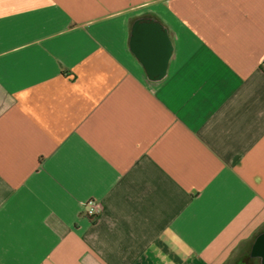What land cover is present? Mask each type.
Segmentation results:
<instances>
[{"label": "crops", "instance_id": "1", "mask_svg": "<svg viewBox=\"0 0 264 264\" xmlns=\"http://www.w3.org/2000/svg\"><path fill=\"white\" fill-rule=\"evenodd\" d=\"M0 264H264V0H0Z\"/></svg>", "mask_w": 264, "mask_h": 264}, {"label": "built area", "instance_id": "2", "mask_svg": "<svg viewBox=\"0 0 264 264\" xmlns=\"http://www.w3.org/2000/svg\"><path fill=\"white\" fill-rule=\"evenodd\" d=\"M103 202L98 199L90 198L83 205V213L92 221H95L103 211Z\"/></svg>", "mask_w": 264, "mask_h": 264}]
</instances>
